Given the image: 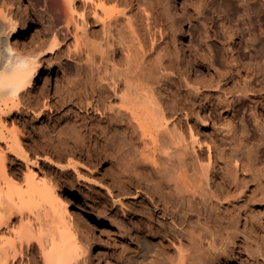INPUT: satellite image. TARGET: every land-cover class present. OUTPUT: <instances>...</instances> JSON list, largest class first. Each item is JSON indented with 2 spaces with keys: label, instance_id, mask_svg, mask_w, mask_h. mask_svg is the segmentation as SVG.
Returning a JSON list of instances; mask_svg holds the SVG:
<instances>
[{
  "label": "bare ground",
  "instance_id": "6f19581e",
  "mask_svg": "<svg viewBox=\"0 0 264 264\" xmlns=\"http://www.w3.org/2000/svg\"><path fill=\"white\" fill-rule=\"evenodd\" d=\"M238 2L245 27L230 25L220 0H0V264L92 259L72 197L42 161L61 178L73 170L89 188L112 193L110 173L122 223L145 243L122 264H230L243 242L248 257L264 264V222L252 225L246 213L240 228V212L230 209L250 177L264 199V0ZM212 9L225 23L234 67L223 69L214 57ZM194 21L199 42L186 31ZM55 72L61 85L52 97L47 82ZM72 101L99 119H76L69 137L64 128L58 139L40 136L58 160L34 138L25 143L21 124L50 121ZM213 115L227 132L216 153L214 138L197 127ZM79 154L120 170L103 175ZM126 181L142 204H126L133 192ZM92 201L84 208L106 221V207Z\"/></svg>",
  "mask_w": 264,
  "mask_h": 264
},
{
  "label": "rangeland",
  "instance_id": "374dc122",
  "mask_svg": "<svg viewBox=\"0 0 264 264\" xmlns=\"http://www.w3.org/2000/svg\"><path fill=\"white\" fill-rule=\"evenodd\" d=\"M181 1H184L185 3L188 2L190 4L191 0H181ZM220 2L224 7V9L226 10V12L230 14V21H229L230 25L242 26L243 22L241 21L242 19L238 12V6H239L238 0H220ZM209 16H211L212 18V27H213L212 32L210 33L209 42L211 43L212 48L214 50L213 54L217 61V64L220 65V67H222L223 69H226L228 67H234L232 55L229 53V49L227 47L228 34L225 27V23L221 20V17H218L217 11L214 12L213 9L210 11ZM186 29H187L186 30L187 34L190 35L192 38L197 39V42H199L200 28L198 22L194 21L189 24L186 23ZM245 51L247 50L245 49ZM243 57L245 60L248 59V55L246 53L243 55ZM60 85L61 83H57L56 81V72H55L51 77H49V80L47 82L48 90L52 97L53 95H56V91L60 89ZM78 106L80 105H77L75 102L72 101V102H68L66 106L61 107L59 110L55 111V114L53 118L50 119V121H48V119L46 120V122L44 121L46 124H48L49 122L53 124L54 122V125L50 127L44 124V122L42 123V121L38 123V121L34 120V118L29 119L28 130L24 129L22 124L19 126V130H21L23 133V140L26 143V142H30L26 140L27 136L34 138V140H32V143L34 144L35 147L37 148L40 147L39 149H45L49 155H52V157L54 156L53 158L58 160L55 150L53 148L48 147L46 143H43L44 141H42L41 137L43 134H45L46 139L50 138V136L51 138L54 137L58 139L59 136L57 131H60V129L62 128H64L63 130H67L64 132V135L62 134V136L69 137L68 134H70L71 133L70 131H72L71 129L73 125L72 123L76 119H80L79 122L83 121L81 117L82 116L85 117V115L89 119H92L93 121L97 122V118L99 117V115L98 114L96 115L95 111H92V109H88L86 106H80V107ZM88 110H90V112ZM76 114L80 117H77ZM197 123H198L197 127H200L203 131L202 134H209L211 137L214 138L215 140V144L213 148V150L215 149L214 153H216V148L218 145H220L221 147L225 145V143L227 142L226 140L227 132H226L224 118L220 117L219 115L218 116L213 115L212 117H210L208 124L204 125L202 121L199 120H197ZM45 126L47 128H44ZM30 131H32V133ZM26 146L28 149H31L32 147L28 144ZM80 151L81 153L85 154V156L88 154V149L86 147L82 146ZM80 156H82L80 160H83L82 162L84 165H89V167H94L93 169L95 171L103 175H107V173L113 172V170H117L120 168L119 164L111 163L109 160L107 159L104 160L102 157L98 158L96 165H94L90 161H88V159L84 155L81 154ZM40 167L44 171H47L49 178H53V179L58 178L60 182L62 181L61 183H59L60 184L59 190L63 192L65 196L72 197L74 206L71 208V210L75 214L79 215L78 217H79L80 225L85 229V231L88 234H90L91 241L88 242V245L91 244L90 245L91 248L86 256L88 257V260H90V258L92 259L88 261L87 264H119V263L122 264L121 261L128 253L139 252L140 250L145 249V243L142 242L141 240H135L130 232V229L125 228L124 227L125 224L122 223L123 218L121 216L122 213L120 207L121 205L118 204L116 205L114 203V197L121 196V194L120 195L116 194L117 193L115 189L116 186H114L115 183H113V181L110 180L111 178L109 176L110 173L109 175L105 176L106 177L105 183L109 182L106 184L107 187L109 185L112 186L113 184L112 188L109 186L111 190L113 189L112 193H110L108 189L89 188L88 185H85L83 181L78 179L76 173L73 170L70 173L71 175L70 174H68V176L62 175L61 178V173H60L61 171L59 168L47 164L44 161L41 162ZM21 173L22 171L17 169V173L15 175L19 177ZM64 177L65 178L67 177V179L65 180ZM66 181L68 182L67 184ZM70 181L72 183L74 182L75 185L74 184L72 185ZM124 184L125 186L130 187L131 190L133 191L130 193H126L127 195L122 194V196L123 195L130 196L128 198L129 200H126V204L132 207L142 204V199L140 197L134 198L133 196H131V194H134L136 192L137 187L134 185L135 183L126 181ZM245 191L246 193L242 195L244 197L240 199L237 202V204L233 205L230 208L236 213L240 212L241 214L240 215L241 220L239 223L240 228H243L245 222L244 216L246 215V213L250 217V224L258 225V223L260 222L259 219H262V221L264 222V199L260 198L261 191L256 185L255 178L253 177L248 178V187L245 189ZM139 196H145V194L142 192L140 193ZM92 198H97L102 203V205L106 207L107 213L110 214L109 217H113V218L109 219V217H107L106 221L105 220L101 221L99 220V218H96L92 216L89 212H87V210L84 207L86 205H89L90 203L91 204L93 203ZM83 213H87L88 215L84 217ZM247 244L248 243L246 242L242 243V245L237 249V254H239L240 256H237L236 257L237 259H235L234 261L232 260L230 264H255V262H253V260L250 257H248L249 251H246L244 249L245 247H247ZM254 247L255 245L250 246L251 251H253ZM239 257L243 258L245 261L241 262V259ZM120 259L122 260L120 261Z\"/></svg>",
  "mask_w": 264,
  "mask_h": 264
}]
</instances>
